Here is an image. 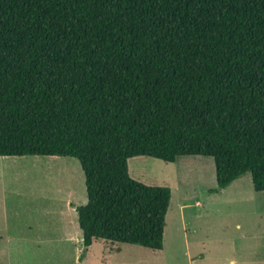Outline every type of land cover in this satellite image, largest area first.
<instances>
[{
    "label": "trees",
    "instance_id": "trees-1",
    "mask_svg": "<svg viewBox=\"0 0 264 264\" xmlns=\"http://www.w3.org/2000/svg\"><path fill=\"white\" fill-rule=\"evenodd\" d=\"M75 158L80 262L164 248L172 191L129 160H214L264 192V0H0V158Z\"/></svg>",
    "mask_w": 264,
    "mask_h": 264
},
{
    "label": "rangeland",
    "instance_id": "rangeland-1",
    "mask_svg": "<svg viewBox=\"0 0 264 264\" xmlns=\"http://www.w3.org/2000/svg\"><path fill=\"white\" fill-rule=\"evenodd\" d=\"M51 159L0 158V264H264V192L249 173L213 192L214 160L202 156L130 159L135 180L171 188L164 248L98 240L81 263L72 205L88 202L85 176L77 159Z\"/></svg>",
    "mask_w": 264,
    "mask_h": 264
},
{
    "label": "crops",
    "instance_id": "crops-1",
    "mask_svg": "<svg viewBox=\"0 0 264 264\" xmlns=\"http://www.w3.org/2000/svg\"><path fill=\"white\" fill-rule=\"evenodd\" d=\"M44 157V156H43ZM12 158H16V157H12ZM46 158H48V160L50 161V160H52L51 158H54V156H49V157H46ZM50 158V159H49ZM55 158H57V157H55ZM58 243V242H57ZM59 243H63L62 241H60ZM58 243V244H59Z\"/></svg>",
    "mask_w": 264,
    "mask_h": 264
}]
</instances>
